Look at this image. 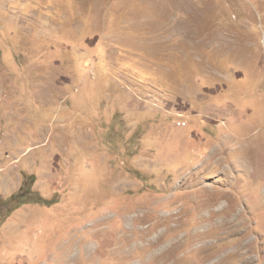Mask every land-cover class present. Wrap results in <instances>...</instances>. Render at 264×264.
<instances>
[{
	"label": "rangeland",
	"instance_id": "obj_1",
	"mask_svg": "<svg viewBox=\"0 0 264 264\" xmlns=\"http://www.w3.org/2000/svg\"><path fill=\"white\" fill-rule=\"evenodd\" d=\"M165 262L264 264V0H0V264Z\"/></svg>",
	"mask_w": 264,
	"mask_h": 264
},
{
	"label": "bare ground",
	"instance_id": "obj_2",
	"mask_svg": "<svg viewBox=\"0 0 264 264\" xmlns=\"http://www.w3.org/2000/svg\"><path fill=\"white\" fill-rule=\"evenodd\" d=\"M219 215H220V214H219ZM216 216H217V215H216ZM234 216H235V215H234ZM224 217H225V216H224ZM220 218H221V217H220ZM222 218H223V217H222ZM221 220L224 221V219H221ZM221 220H220V221H221ZM220 221H219V222H220ZM223 221H222V222H223ZM232 221H234V220H232ZM224 222H225V221H224ZM230 222H231V221H230ZM221 224H222V223H221ZM224 224H225V223H224ZM232 224H233V223H232ZM237 224H238V223H237ZM218 225H220V223H219ZM226 225H227V224H226ZM228 225H229V224H228ZM228 225H227V226H228ZM230 225H231V224H230ZM233 226H234V225H233ZM233 226H232V228H233ZM218 227H219V226H218ZM223 227H224V229H225L226 226L223 225ZM223 227H222V228H223ZM228 227H229V226H228ZM235 227H236V226H235ZM235 227H234V228H235ZM222 228H221V229H222ZM228 229H229V228H228ZM151 243H152V242H151ZM155 244H156V243H155ZM149 245H150V244H149ZM167 252H168V251H167ZM160 253H162V252H160ZM163 253H164V252H163ZM151 255H152V254H151ZM151 255H150V257H151ZM160 255H162V254H160ZM165 255H166V254H165ZM152 256H154V253H153ZM157 256H158V254H157ZM157 256H155V257H157ZM159 257H160V256H159ZM164 257H165V256H164ZM151 258H152V257H151ZM165 258H166V257H165ZM157 259H158V258H157ZM167 259H168V258H167ZM150 260H152V259H150ZM164 260H166V259H164ZM155 261H158V260H155ZM162 262H163V261H162ZM165 263H166V262H165ZM166 264H167V263H166Z\"/></svg>",
	"mask_w": 264,
	"mask_h": 264
},
{
	"label": "trees",
	"instance_id": "obj_3",
	"mask_svg": "<svg viewBox=\"0 0 264 264\" xmlns=\"http://www.w3.org/2000/svg\"><path fill=\"white\" fill-rule=\"evenodd\" d=\"M24 193H25V192H24ZM24 193H23V194H24ZM23 194L19 195L18 197L20 198Z\"/></svg>",
	"mask_w": 264,
	"mask_h": 264
}]
</instances>
